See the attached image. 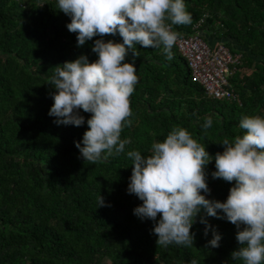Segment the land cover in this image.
Wrapping results in <instances>:
<instances>
[{"label": "trees", "instance_id": "obj_1", "mask_svg": "<svg viewBox=\"0 0 264 264\" xmlns=\"http://www.w3.org/2000/svg\"><path fill=\"white\" fill-rule=\"evenodd\" d=\"M57 2L31 0L20 7L17 0H0V264H243L231 258L239 247L235 225L203 209L191 228L193 246L156 244L153 221L133 215L142 202L127 192V151L147 156L153 141L182 127L213 157L205 167L210 191L201 194L227 198L233 185L211 175L215 154L223 151L218 143L243 133L242 116L264 117V0H184L192 23L173 26L182 36L197 25L204 40H220L240 55L227 75L237 101L207 96L175 46L171 60L163 45H137L135 60L129 51L126 62L134 63L138 82L130 97L132 124L121 139L131 142L95 164L75 147L90 114L80 110V127L57 125L48 115L55 91L48 83L56 65L80 55L94 61L96 39L122 38L97 36L78 47L76 33L66 27L70 17ZM208 117L213 123L204 129ZM99 195L105 206H98ZM201 217L210 226L207 235ZM213 230L221 236L216 248L208 246Z\"/></svg>", "mask_w": 264, "mask_h": 264}, {"label": "clouds", "instance_id": "obj_2", "mask_svg": "<svg viewBox=\"0 0 264 264\" xmlns=\"http://www.w3.org/2000/svg\"><path fill=\"white\" fill-rule=\"evenodd\" d=\"M57 8L70 17L66 27L76 33L78 47L97 36L122 38V43L96 39L91 48L94 61L80 55L56 65L48 83L55 89L48 115L56 118L57 125L80 127L85 123L80 110L90 114L75 147L84 161L95 164L125 152L131 142L121 139L123 129L132 124L130 97L138 82L134 63L126 62L129 51L135 60L137 45H163L171 60L179 36L173 26L191 24L192 16L184 0H58ZM212 123L208 117L202 127L208 129ZM239 128L243 133L224 138L218 143L223 151L214 157L212 178L233 185L223 202L201 194L210 191L205 167L213 157L186 129L174 126L162 141H153L147 156L127 151L132 161L127 192L142 202L133 215L153 221L156 244L193 246L191 228L203 209L207 216L235 225L239 247L231 253L233 260L264 264V117L244 115ZM98 206H105L100 195ZM200 222L207 235L210 226L203 217ZM220 239L213 230L208 246L219 247Z\"/></svg>", "mask_w": 264, "mask_h": 264}, {"label": "built area", "instance_id": "obj_3", "mask_svg": "<svg viewBox=\"0 0 264 264\" xmlns=\"http://www.w3.org/2000/svg\"><path fill=\"white\" fill-rule=\"evenodd\" d=\"M31 0H17L20 7ZM185 59L193 81L202 86L205 94L219 100H236L237 98L227 84V75L239 63L240 55L231 53L221 41L209 45L193 25V32L178 36L174 45Z\"/></svg>", "mask_w": 264, "mask_h": 264}, {"label": "crops", "instance_id": "obj_4", "mask_svg": "<svg viewBox=\"0 0 264 264\" xmlns=\"http://www.w3.org/2000/svg\"><path fill=\"white\" fill-rule=\"evenodd\" d=\"M205 40L207 41V43L209 44V45H212L214 42H216V41H220V40H216V39H208V37L207 38H205Z\"/></svg>", "mask_w": 264, "mask_h": 264}]
</instances>
